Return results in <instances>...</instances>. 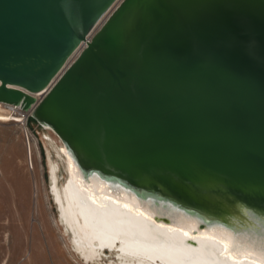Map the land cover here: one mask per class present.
<instances>
[{
    "label": "water",
    "instance_id": "95a60500",
    "mask_svg": "<svg viewBox=\"0 0 264 264\" xmlns=\"http://www.w3.org/2000/svg\"><path fill=\"white\" fill-rule=\"evenodd\" d=\"M116 1L0 0V102L85 177L264 226V0H122L87 41Z\"/></svg>",
    "mask_w": 264,
    "mask_h": 264
},
{
    "label": "bare ground",
    "instance_id": "6f19581e",
    "mask_svg": "<svg viewBox=\"0 0 264 264\" xmlns=\"http://www.w3.org/2000/svg\"><path fill=\"white\" fill-rule=\"evenodd\" d=\"M5 106L16 111L14 105ZM46 138L53 141L48 133ZM55 148L66 177L60 183L58 158L47 149L50 192L72 247L85 263L97 264L107 250L116 252L112 264H264L263 225L235 229L208 222L96 174L85 177L64 144Z\"/></svg>",
    "mask_w": 264,
    "mask_h": 264
},
{
    "label": "rangeland",
    "instance_id": "374dc122",
    "mask_svg": "<svg viewBox=\"0 0 264 264\" xmlns=\"http://www.w3.org/2000/svg\"><path fill=\"white\" fill-rule=\"evenodd\" d=\"M121 1L117 0L112 9ZM107 15L99 21L97 30ZM1 105L0 264H87L74 251L50 192L47 149L54 159H59L56 160L60 165V183L66 177L64 159L55 148L62 145L61 139L32 116L25 120V116ZM46 133L53 141L46 138ZM191 245L198 248L194 243ZM104 254L97 264L117 260L114 251L106 250Z\"/></svg>",
    "mask_w": 264,
    "mask_h": 264
},
{
    "label": "built area",
    "instance_id": "2783aa9c",
    "mask_svg": "<svg viewBox=\"0 0 264 264\" xmlns=\"http://www.w3.org/2000/svg\"><path fill=\"white\" fill-rule=\"evenodd\" d=\"M118 6V5H117ZM116 6V7H117ZM115 7V9H116ZM115 9H111L107 12L108 15L106 17V19L103 21V23L107 20V18L110 16V14L115 10ZM106 13V14H107ZM102 20V19H101ZM102 23V25H103ZM101 25V26H102ZM100 26V27H101ZM97 25L96 27L89 33V35L87 36V41L88 40H91L92 37L94 36V34L98 31L97 29ZM87 46V42L84 41L80 47L78 48V50L74 53V55L70 58V60L68 61V63L66 64V66L64 67V69L61 70V72L47 85V87H45L43 90L41 91H38V92H29L30 94H32L35 98H36V104H38L48 93L49 91L52 89V87L54 86V84L57 82V80L59 79V77L62 75V73L65 71V69L75 60V58L80 54V52ZM2 103V102H1ZM4 105L6 103H3ZM36 104L34 106H36ZM12 105V104H11ZM16 107V111H13V112H17L18 114H21L23 116L26 117L25 120L29 119V117L31 116V111H24L23 108L21 106H17V105H14ZM33 106V107H34ZM22 116V117H23ZM27 140H28V145L29 147H31V144H30V138H29V135H27Z\"/></svg>",
    "mask_w": 264,
    "mask_h": 264
}]
</instances>
